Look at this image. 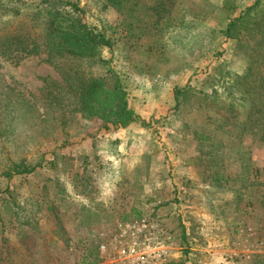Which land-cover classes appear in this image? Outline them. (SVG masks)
<instances>
[{
  "label": "rangeland",
  "instance_id": "374dc122",
  "mask_svg": "<svg viewBox=\"0 0 264 264\" xmlns=\"http://www.w3.org/2000/svg\"><path fill=\"white\" fill-rule=\"evenodd\" d=\"M73 1L109 46L0 53V264H264V0ZM17 6L0 31L36 37ZM111 73L136 118L106 131L75 107Z\"/></svg>",
  "mask_w": 264,
  "mask_h": 264
},
{
  "label": "trees",
  "instance_id": "16d2710c",
  "mask_svg": "<svg viewBox=\"0 0 264 264\" xmlns=\"http://www.w3.org/2000/svg\"><path fill=\"white\" fill-rule=\"evenodd\" d=\"M19 1L0 0V17L20 14L21 11L17 6ZM37 1L42 6L41 11L44 12L41 15V22L34 23L35 28L40 27L39 33L34 37L31 35L35 34L34 32L24 36L20 32L0 31V46L4 42L12 43L13 41L20 44L13 49H9L8 45L4 49L0 48L2 55L7 54L20 59L24 55L37 53L39 48H44L54 54L68 53L78 56H94L101 46H109L108 39L85 22L83 9L77 1ZM231 25L233 24H228V27ZM75 108L81 113L82 117L99 120L101 129L106 131L126 126L136 118L133 109L129 105L127 91L114 73H111L109 79L99 77L88 80L79 90ZM261 117L262 141L264 142V98H262ZM38 166V163L34 165L13 163L11 169L13 172L7 171L6 174L30 173ZM262 169L264 170V167ZM262 185V206L264 208V182Z\"/></svg>",
  "mask_w": 264,
  "mask_h": 264
},
{
  "label": "built area",
  "instance_id": "2783aa9c",
  "mask_svg": "<svg viewBox=\"0 0 264 264\" xmlns=\"http://www.w3.org/2000/svg\"><path fill=\"white\" fill-rule=\"evenodd\" d=\"M120 229H122V235L123 236H132L136 237L138 234H143L144 228L146 227V223L144 220L141 221H135L131 224H126V223H120L119 224ZM130 231V233H128ZM138 231V233H136ZM150 244L147 243L146 247L147 249L149 248ZM106 246L102 245L101 250L104 251ZM137 247L138 244L136 241H133L130 249H129V254H133L137 252ZM153 256H151L150 252H145V255L143 253H138L136 256L133 257V262L132 264H144L145 262L149 261ZM118 264V263H116Z\"/></svg>",
  "mask_w": 264,
  "mask_h": 264
}]
</instances>
